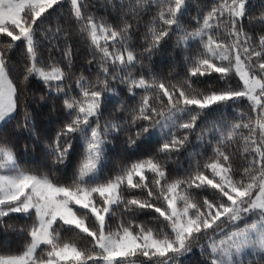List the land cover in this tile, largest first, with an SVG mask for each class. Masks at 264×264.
Wrapping results in <instances>:
<instances>
[{
    "label": "snow or ice",
    "instance_id": "6c2138e0",
    "mask_svg": "<svg viewBox=\"0 0 264 264\" xmlns=\"http://www.w3.org/2000/svg\"><path fill=\"white\" fill-rule=\"evenodd\" d=\"M9 235L0 264H264V0H0Z\"/></svg>",
    "mask_w": 264,
    "mask_h": 264
},
{
    "label": "trees",
    "instance_id": "16d2710c",
    "mask_svg": "<svg viewBox=\"0 0 264 264\" xmlns=\"http://www.w3.org/2000/svg\"><path fill=\"white\" fill-rule=\"evenodd\" d=\"M82 58H83V53L81 52V53L79 54V56H78V59L82 60ZM40 87H42V86H40V85L37 86L38 89H39ZM37 95H39V91H37ZM45 111H46V109H45ZM0 242H6V243L10 244L11 246H15L16 238H15V236H13V235H9V236L6 237V238L3 237V236H0Z\"/></svg>",
    "mask_w": 264,
    "mask_h": 264
}]
</instances>
